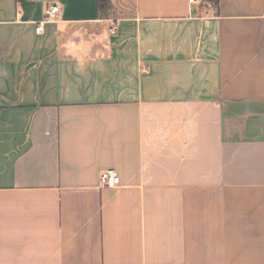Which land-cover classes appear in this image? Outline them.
Returning <instances> with one entry per match:
<instances>
[{
	"label": "crops",
	"instance_id": "crops-1",
	"mask_svg": "<svg viewBox=\"0 0 264 264\" xmlns=\"http://www.w3.org/2000/svg\"><path fill=\"white\" fill-rule=\"evenodd\" d=\"M110 3L0 0V264H264V0Z\"/></svg>",
	"mask_w": 264,
	"mask_h": 264
},
{
	"label": "built area",
	"instance_id": "built-area-1",
	"mask_svg": "<svg viewBox=\"0 0 264 264\" xmlns=\"http://www.w3.org/2000/svg\"><path fill=\"white\" fill-rule=\"evenodd\" d=\"M190 2H194L195 0H189ZM62 9L60 5H54L46 9L45 12V21L40 23L36 29V32L39 34L42 29L44 23L48 21H52L57 19V17L61 14ZM111 33H116L114 29L110 30ZM120 184V177L114 170H107L101 175V186L105 188H114Z\"/></svg>",
	"mask_w": 264,
	"mask_h": 264
},
{
	"label": "trees",
	"instance_id": "trees-1",
	"mask_svg": "<svg viewBox=\"0 0 264 264\" xmlns=\"http://www.w3.org/2000/svg\"><path fill=\"white\" fill-rule=\"evenodd\" d=\"M214 7L218 8L219 0H209ZM98 6L102 14H106L111 8L110 0H98Z\"/></svg>",
	"mask_w": 264,
	"mask_h": 264
}]
</instances>
